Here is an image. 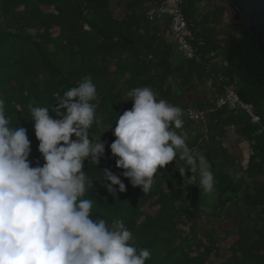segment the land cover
<instances>
[{
    "label": "trees",
    "instance_id": "trees-1",
    "mask_svg": "<svg viewBox=\"0 0 264 264\" xmlns=\"http://www.w3.org/2000/svg\"><path fill=\"white\" fill-rule=\"evenodd\" d=\"M159 1L164 0H0V98L5 101V113L13 127L27 130L32 166L42 165L30 108L46 107L56 118L52 110L64 92L78 86L83 77H91L97 91L92 103L97 106L99 123L90 128V138L106 142L105 155L97 166L87 160L84 163V171L93 181L84 197L93 200L92 219H104L109 225L113 220H123L135 246L151 251L146 264H264V133H258L247 118L236 117V123L251 144L248 167H236L232 177L224 172L225 151L214 140L212 143L202 134L186 141L190 149L208 159L215 177L212 193L184 185L176 164L183 162L178 158L159 170L149 193L132 187L122 174L124 170L116 167L118 158L110 149L116 139L112 133L119 115L133 106L127 95L133 88L149 87L158 100L184 110L185 95L192 87L205 85L212 73L227 78L231 85L237 79L240 87L235 92L242 101L253 106L261 102H253L247 95L243 84L247 70L238 58L231 61L226 52L233 45L237 51L251 36L242 19L221 25L217 28L222 38L219 43L199 50L202 56L214 52L221 60L217 51H223L234 75L226 72V67L212 64L209 73L193 62L179 60L159 28L145 20L149 7ZM213 1L185 0L186 19L199 5L207 8ZM117 9H121L120 15H116ZM213 11L223 13L214 6L201 22ZM248 55L254 63L249 71H254L262 55L255 48ZM210 122L216 125L218 120ZM105 168L125 184L124 193L118 186L116 193L103 186L109 183L101 182ZM185 175L190 177L191 173ZM215 195V200L205 205L206 220L212 225L202 230L198 223L200 201ZM145 206L156 209L149 214ZM227 221L236 223V238L224 248L222 237H214L213 224Z\"/></svg>",
    "mask_w": 264,
    "mask_h": 264
},
{
    "label": "clouds",
    "instance_id": "clouds-1",
    "mask_svg": "<svg viewBox=\"0 0 264 264\" xmlns=\"http://www.w3.org/2000/svg\"><path fill=\"white\" fill-rule=\"evenodd\" d=\"M133 106L119 115L110 149L116 167L132 187L152 190L159 170L173 161L184 185L206 193L215 188L208 159L190 149L183 129V109L157 99L149 87L127 93ZM96 87L91 77L65 91L52 112L31 107L34 133L43 164L32 166L27 130L13 127L0 98V264H146L151 251L138 248L123 220L91 217L87 199L93 181L84 163L97 166L105 143L90 138L96 117ZM111 126L109 127V129ZM75 137V139H73ZM190 172L191 176L185 175ZM102 181L109 193L125 184L105 168Z\"/></svg>",
    "mask_w": 264,
    "mask_h": 264
},
{
    "label": "crops",
    "instance_id": "crops-1",
    "mask_svg": "<svg viewBox=\"0 0 264 264\" xmlns=\"http://www.w3.org/2000/svg\"><path fill=\"white\" fill-rule=\"evenodd\" d=\"M214 6L223 9L222 15L216 16L210 14V16L206 18V20L202 21L205 23V26H202V16H205L206 13L212 11V8ZM230 10L231 8L229 7L226 0H214L207 8L203 7L202 5H199L197 12L194 11L193 15L188 17L187 19L190 36L193 39V46H196L199 41H202L205 47H211L213 45L215 46L216 44H218L220 39L222 38L220 36L219 31L217 30V27L213 26V23H220V25H223L224 27L226 25H232L234 22L232 16L230 15ZM227 21L228 23H226ZM204 46L201 47L200 50L203 49ZM178 58L179 60L181 59L180 56ZM221 62L222 67L225 68L226 60L224 57L222 58ZM225 69V71L228 72L227 68ZM232 81L236 85H239L237 79H233ZM232 86L234 87V84H232ZM213 87L215 88L214 85ZM246 87L249 91H256L255 89H252L249 86ZM234 89H236V87H234ZM217 94H220V91L218 89L212 90L211 88H209V85L207 83L205 85L203 84L202 86L201 84H199L195 87V89H193L192 87L188 95H185L183 108H208L214 102ZM259 103L260 104H257L254 107L257 114L264 121V113L261 112L260 108V105L264 106V99ZM212 117L209 119L208 123L212 120L214 121V119H216V121L218 120V122H216V125L210 122L209 124H207V127H202L196 123H189L184 119V117H182L185 122L183 127L186 129V131L187 126L190 127V131H187L188 133L192 134L190 140H193L195 137L197 138L200 137L202 134H205L206 136L204 137H209L212 143L213 140L215 141L216 146H218V148L220 147L224 149L227 159V166L224 172L229 177H232L236 167H238V169L241 167L243 170L247 169L249 157L251 155V144L240 133V125L236 123V117H240L243 119H246V117L242 114L234 116L232 113L226 111H222L218 114L216 113L214 117ZM181 130L184 129H180V131Z\"/></svg>",
    "mask_w": 264,
    "mask_h": 264
},
{
    "label": "built area",
    "instance_id": "built-area-1",
    "mask_svg": "<svg viewBox=\"0 0 264 264\" xmlns=\"http://www.w3.org/2000/svg\"><path fill=\"white\" fill-rule=\"evenodd\" d=\"M184 5L185 0L154 2L146 12L145 20L148 23L155 24L159 28L162 38L174 46L175 52L182 59L193 62L207 71L211 64L222 65L221 60L214 52H209L205 56L200 54L199 50L204 46L202 41L193 46L188 22L183 13ZM207 84L212 90H216V86L220 87L221 94L216 95L214 102L208 108L197 109L186 107L183 111V117L187 122L207 127L208 121L212 116L214 117L219 111H228L244 115L251 125L258 128V133H264V121L257 114L255 107L238 97L234 87L229 83L227 78L218 77L210 73V79L207 81ZM213 85H216L215 88ZM214 122H216V119H214Z\"/></svg>",
    "mask_w": 264,
    "mask_h": 264
},
{
    "label": "rangeland",
    "instance_id": "rangeland-1",
    "mask_svg": "<svg viewBox=\"0 0 264 264\" xmlns=\"http://www.w3.org/2000/svg\"><path fill=\"white\" fill-rule=\"evenodd\" d=\"M116 15H120L121 13V9H117L116 11ZM216 11H213L212 15H216L217 16V12L215 13ZM213 25H216V22L213 23ZM217 28L220 29L221 25L217 23L216 25ZM217 52H220V57L223 58L224 57V53L223 51H217ZM226 68L227 67V64H226ZM228 73L230 75H234V72L231 68H228ZM234 84V87H236V90L239 89L240 87V84L239 85H236L235 83ZM247 92V95L252 99L253 102H256V101H262L264 99V97H262L261 95H259L258 93L256 92H253V91H249V90H246ZM260 108H261V112L264 113V106L260 105ZM185 123V122H184ZM184 130H177L178 133L184 131L183 133L186 134V141H189L190 138L192 137V134L191 133H188L186 131V129L183 127ZM216 198V195L214 197H212L211 199H204L201 202V217H200V221L198 222L200 224V226H202V230H205L206 228H209V226H211L212 224L211 223H208L207 220H206V214L208 213V210L206 209L205 205L209 204L211 201H214ZM155 207H148V206H145L144 207V211L146 213H149L151 214L152 212L155 211ZM214 226V237H222L223 239V242H222V246L224 248H227L236 238V223L234 221H227V222H224V223H217V224H213ZM227 233V234H226ZM223 254V252H222ZM215 260V259H214ZM213 260V261H214Z\"/></svg>",
    "mask_w": 264,
    "mask_h": 264
},
{
    "label": "water",
    "instance_id": "water-1",
    "mask_svg": "<svg viewBox=\"0 0 264 264\" xmlns=\"http://www.w3.org/2000/svg\"><path fill=\"white\" fill-rule=\"evenodd\" d=\"M229 7L236 12V23L244 21V28L251 34L253 45L264 53L261 31L264 30V0H226Z\"/></svg>",
    "mask_w": 264,
    "mask_h": 264
},
{
    "label": "flooded vegetation",
    "instance_id": "flooded-vegetation-1",
    "mask_svg": "<svg viewBox=\"0 0 264 264\" xmlns=\"http://www.w3.org/2000/svg\"><path fill=\"white\" fill-rule=\"evenodd\" d=\"M230 15L233 19H236V12L234 9L230 10ZM235 24V23H233ZM261 37L264 47V30L261 31ZM254 40H252V36L249 39L244 40L242 45L236 51L235 45L232 46L231 49H227L226 52L229 56V59L235 62V57L238 58L240 65L247 70L246 80L243 81V84L249 86L252 89H255L256 93L260 94L264 97V53L259 51L254 45ZM235 48V49H234ZM255 48L261 55V61L256 65L255 70H250L253 66V60L249 57L248 53L250 49ZM238 53V56H235Z\"/></svg>",
    "mask_w": 264,
    "mask_h": 264
}]
</instances>
